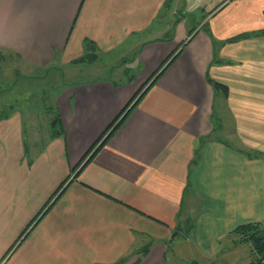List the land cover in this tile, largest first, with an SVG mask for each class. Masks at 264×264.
Returning a JSON list of instances; mask_svg holds the SVG:
<instances>
[{
	"label": "crops",
	"instance_id": "0c3cea01",
	"mask_svg": "<svg viewBox=\"0 0 264 264\" xmlns=\"http://www.w3.org/2000/svg\"><path fill=\"white\" fill-rule=\"evenodd\" d=\"M213 1L0 0L1 57L127 76L65 84L47 130L0 117V264H167L174 233L217 264L264 225V0Z\"/></svg>",
	"mask_w": 264,
	"mask_h": 264
},
{
	"label": "rangeland",
	"instance_id": "374dc122",
	"mask_svg": "<svg viewBox=\"0 0 264 264\" xmlns=\"http://www.w3.org/2000/svg\"><path fill=\"white\" fill-rule=\"evenodd\" d=\"M214 5L216 1L212 0L210 9ZM199 13L201 14L200 11ZM115 59L100 56L99 59L92 60L91 57H85L83 62L66 66L56 64V68L36 69L26 64H16L18 59L14 57L3 58L0 62V117L10 113H18L23 118L34 116L38 123L40 122L47 130L49 120L56 113L54 101L66 87H64L65 84L88 82L94 79H110L118 83L119 80L127 78L123 74L125 71L122 66L114 72L108 71L111 63L118 64V62H113ZM221 107V100H214V110L217 111ZM215 138L218 136L216 135ZM232 245L228 241L222 243L224 249L222 255L218 257L217 264H255V258L249 245ZM170 247L167 253L168 259L166 258L167 264H193L194 261L197 264H205L202 251L181 243L180 239H176Z\"/></svg>",
	"mask_w": 264,
	"mask_h": 264
},
{
	"label": "trees",
	"instance_id": "16d2710c",
	"mask_svg": "<svg viewBox=\"0 0 264 264\" xmlns=\"http://www.w3.org/2000/svg\"><path fill=\"white\" fill-rule=\"evenodd\" d=\"M137 53H138V51L134 52L132 57L137 55ZM3 58H4V56L1 57V53H0V62L2 61ZM172 60L166 62L162 66V69L158 72L156 77L153 79V81L150 83V85L145 90H143L142 92H139L136 95V97L133 99V100H136L134 102V104L126 111V113L110 129L108 134L103 139L101 145L107 143L108 140L112 137V135L124 124V122L126 121V119L129 116V114L134 109L135 105L137 104V102L141 99V97L149 89V87H151L152 85H154L156 83V81L159 79V77L169 67V65L171 64ZM127 61H129V60H123L122 62L124 63V62H127ZM212 85H213V88L215 90L221 91L225 95L227 94V89L224 86H222V85H220L218 83H213ZM62 185L60 186L59 189L62 188ZM55 194H53V196ZM49 208H50V206L48 207V209ZM229 237H231L232 242L235 245H249L250 249H251V253H252V255L255 258V264H264V225H262L260 223H248V224L240 225V226L236 227L229 234Z\"/></svg>",
	"mask_w": 264,
	"mask_h": 264
},
{
	"label": "water",
	"instance_id": "95a60500",
	"mask_svg": "<svg viewBox=\"0 0 264 264\" xmlns=\"http://www.w3.org/2000/svg\"><path fill=\"white\" fill-rule=\"evenodd\" d=\"M175 235H176V233H174V234L171 236L170 240L166 243V247H167L168 249L170 248V242H171L172 238H173Z\"/></svg>",
	"mask_w": 264,
	"mask_h": 264
},
{
	"label": "built area",
	"instance_id": "2783aa9c",
	"mask_svg": "<svg viewBox=\"0 0 264 264\" xmlns=\"http://www.w3.org/2000/svg\"><path fill=\"white\" fill-rule=\"evenodd\" d=\"M228 1H230V0H228Z\"/></svg>",
	"mask_w": 264,
	"mask_h": 264
}]
</instances>
